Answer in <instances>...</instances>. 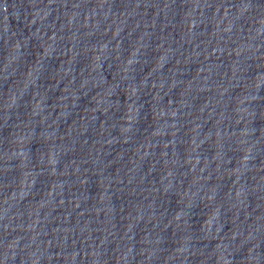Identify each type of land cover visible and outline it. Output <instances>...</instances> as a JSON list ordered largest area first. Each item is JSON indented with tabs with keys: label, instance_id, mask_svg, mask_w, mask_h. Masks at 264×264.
Wrapping results in <instances>:
<instances>
[{
	"label": "water",
	"instance_id": "water-1",
	"mask_svg": "<svg viewBox=\"0 0 264 264\" xmlns=\"http://www.w3.org/2000/svg\"><path fill=\"white\" fill-rule=\"evenodd\" d=\"M0 264H264V0H0Z\"/></svg>",
	"mask_w": 264,
	"mask_h": 264
}]
</instances>
